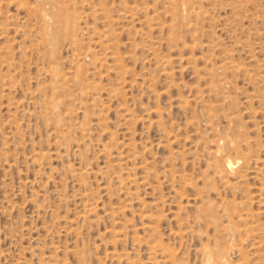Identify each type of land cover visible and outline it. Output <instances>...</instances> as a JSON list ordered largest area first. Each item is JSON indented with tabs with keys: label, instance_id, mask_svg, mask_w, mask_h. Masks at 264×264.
<instances>
[{
	"label": "rangeland",
	"instance_id": "1",
	"mask_svg": "<svg viewBox=\"0 0 264 264\" xmlns=\"http://www.w3.org/2000/svg\"><path fill=\"white\" fill-rule=\"evenodd\" d=\"M73 1L0 0V264H264V0Z\"/></svg>",
	"mask_w": 264,
	"mask_h": 264
},
{
	"label": "bare ground",
	"instance_id": "2",
	"mask_svg": "<svg viewBox=\"0 0 264 264\" xmlns=\"http://www.w3.org/2000/svg\"><path fill=\"white\" fill-rule=\"evenodd\" d=\"M173 1H175V0H173ZM72 2H74V1L73 0H38L37 5L35 7H33V11L38 12L39 17L41 19V22H42L43 26L45 27V29L47 30L45 40L47 41V43L49 45H54L55 43L53 44V41L59 35L68 34L69 31L71 32V31L75 30V25L78 23L74 24V18L75 17L73 15V12L70 9V3L73 4ZM182 4H184V1ZM182 4H181V6H182ZM181 6H180V9H181ZM174 36L175 35H173V37ZM57 40H59V39H57ZM57 80H59V79H57ZM53 102H55V101H53ZM51 105L53 106V104H51ZM51 105H49V106H51ZM53 108L51 110H53ZM225 163H226L225 166L229 170L235 164V160L227 159L225 161ZM222 167H223V165H222ZM221 254H222V252H221ZM215 264H229V263H227V261H225V259H223V257H220L216 260Z\"/></svg>",
	"mask_w": 264,
	"mask_h": 264
}]
</instances>
